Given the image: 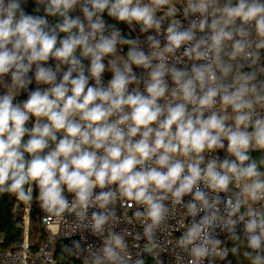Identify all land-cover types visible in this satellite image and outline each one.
Instances as JSON below:
<instances>
[{"label": "clouds", "instance_id": "1", "mask_svg": "<svg viewBox=\"0 0 264 264\" xmlns=\"http://www.w3.org/2000/svg\"><path fill=\"white\" fill-rule=\"evenodd\" d=\"M26 3L0 0V194L36 192L53 216L98 209L90 227L105 238L86 264H130L117 203L137 208L151 253L166 202L192 217L177 244L193 264L226 258L215 230L239 241L241 223L250 264H264V156L251 155L264 153V0Z\"/></svg>", "mask_w": 264, "mask_h": 264}, {"label": "built area", "instance_id": "2", "mask_svg": "<svg viewBox=\"0 0 264 264\" xmlns=\"http://www.w3.org/2000/svg\"><path fill=\"white\" fill-rule=\"evenodd\" d=\"M145 35L146 34L140 33L139 38L143 40ZM127 50V46H123L121 53L126 54ZM50 61L48 63L54 66L55 64H51ZM134 71L140 74L143 70L134 67ZM29 75L33 77V83L29 86V90H34L37 87L34 80V71L30 72ZM6 79L10 83V77H6ZM104 80L105 83H107L108 80L105 76ZM5 91V89L0 87V94H4ZM217 154L223 159L225 152L221 150ZM224 195V193H221V196ZM68 198L71 200L72 196L69 195ZM189 199H191L190 196L184 197L185 202ZM166 203L169 206V216L156 231L157 247L154 248L151 253L145 248L147 240L137 238L138 233L141 235L143 233L141 224L134 219V213L137 211V208L135 206L129 208L126 204L122 203H117L114 206L118 217V223L110 227L118 233L125 234L130 264H135L137 259H142L144 261L145 258L153 260L154 264H193V258L190 256L189 252L181 249L177 244L178 239L185 232L186 227L192 223V217L187 215L186 209L182 204L173 205L170 202ZM31 207L32 202H25L24 209L26 210V215L23 216L24 221L22 223L24 231V241L22 245L14 250H3L0 248V264H66L64 260L56 258L55 250L59 241L68 239L77 241L78 247L75 258L82 264H86L90 252L102 245L105 237L94 234L90 227L91 213L98 209H89L88 218L80 219L75 214L68 213L61 216H53L44 212L39 207V220L41 226L47 232V239L41 247L37 250H33L29 242ZM257 207H259V205H257ZM221 211L223 212V206H221ZM241 211H243V209H241ZM203 215V212L198 213L196 219L199 220ZM242 229L243 224L241 223L237 226V234L240 236V240H243L246 245ZM106 234L107 229L105 236ZM214 235L221 241L220 249H228V255L226 258H221L218 255L210 256L202 260L200 264H230L232 256L231 245L234 240H232L230 235L220 227L216 228ZM2 241L3 237L1 236L0 243Z\"/></svg>", "mask_w": 264, "mask_h": 264}, {"label": "trees", "instance_id": "3", "mask_svg": "<svg viewBox=\"0 0 264 264\" xmlns=\"http://www.w3.org/2000/svg\"><path fill=\"white\" fill-rule=\"evenodd\" d=\"M104 18L109 24H116L125 37H139L140 32L133 33L127 24L117 23L109 18L106 13ZM26 96L27 94H22L17 97V100H24ZM28 126L31 127V123ZM33 196L34 199L30 211L29 242L31 248L37 250L45 243L47 232L40 224V210L35 199L36 192L33 193ZM24 207L25 202L18 200L14 195L0 194V237H3L0 248L3 250L17 249L24 241L22 228ZM36 235H38L37 239L35 238ZM77 247V241L74 239L59 241L56 245L55 256L60 260H64L66 264H78L79 260L75 259Z\"/></svg>", "mask_w": 264, "mask_h": 264}, {"label": "crops", "instance_id": "4", "mask_svg": "<svg viewBox=\"0 0 264 264\" xmlns=\"http://www.w3.org/2000/svg\"><path fill=\"white\" fill-rule=\"evenodd\" d=\"M23 6H24L26 12L31 13L32 10H33V8L35 7V5H34V0H33V1H32V0H27V3L24 4ZM40 14L43 15V12L41 11ZM72 15H73V16H77V15H79V16L82 17V13L79 11V9H77L75 12H73ZM48 19H49V22H50V23H55V18H53V17H48ZM61 35H63V34H61ZM121 54H123V53H121ZM123 55H126V54H123ZM105 62H106V61H105ZM50 63L54 65V64H55V61H54V60H51ZM87 63H88V61H85V64H87ZM103 75L106 77L107 80L111 79V73H110V72H105ZM22 94H27V93H21L20 95H22ZM20 95H19V96H20ZM26 98H27V96H26ZM251 155H252V154H251ZM241 244H243V246H244V250H245L246 252L249 251V250L246 248L245 242H244L243 240L234 241V242L232 243V245H231V249H232L234 246H237V245L240 246ZM242 252H243V251H240V250H239V252L236 253V254H233V253H232V259H231L230 264H237L236 261H239L240 259L236 260V259H237L236 257H237V255L240 257ZM241 261H242V263H244V264H250V261H249V260H248V261H246V260H241ZM241 261H239V262H241Z\"/></svg>", "mask_w": 264, "mask_h": 264}, {"label": "rangeland", "instance_id": "5", "mask_svg": "<svg viewBox=\"0 0 264 264\" xmlns=\"http://www.w3.org/2000/svg\"><path fill=\"white\" fill-rule=\"evenodd\" d=\"M131 31L133 32V33H137V32H139V28L138 27H136L135 29H131ZM252 154V157L253 158H259V157H261V156H264V153H261V152H252L251 153ZM26 215V210L24 209V211H23V216H25ZM37 237H38V235H36L35 236V238L37 239ZM239 250L240 251H243L242 253H241V256L239 257L238 255H237V259L236 260H238V259H240L239 261H241V260H246V261H248L249 259L247 258V256L245 255V250H244V246H243V244H241L240 246H239ZM76 259V258H75ZM231 259H232V256H231ZM239 261H236L237 262V264H244V263H242V261L241 262H239ZM78 264H82L80 261H79V263ZM144 264H154V262H153V260H151V259H149V258H145L144 259Z\"/></svg>", "mask_w": 264, "mask_h": 264}, {"label": "water", "instance_id": "6", "mask_svg": "<svg viewBox=\"0 0 264 264\" xmlns=\"http://www.w3.org/2000/svg\"><path fill=\"white\" fill-rule=\"evenodd\" d=\"M225 156V155H224Z\"/></svg>", "mask_w": 264, "mask_h": 264}]
</instances>
